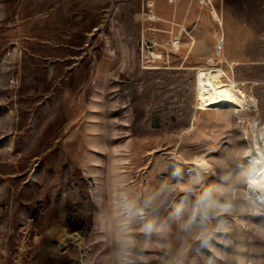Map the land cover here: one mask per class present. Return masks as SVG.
<instances>
[{"label": "rangeland", "instance_id": "rangeland-1", "mask_svg": "<svg viewBox=\"0 0 264 264\" xmlns=\"http://www.w3.org/2000/svg\"><path fill=\"white\" fill-rule=\"evenodd\" d=\"M210 1L0 0V264H117L129 220L136 264H264V0ZM236 26L243 57L216 47ZM203 69L236 105L202 101Z\"/></svg>", "mask_w": 264, "mask_h": 264}, {"label": "bare ground", "instance_id": "bare-ground-1", "mask_svg": "<svg viewBox=\"0 0 264 264\" xmlns=\"http://www.w3.org/2000/svg\"><path fill=\"white\" fill-rule=\"evenodd\" d=\"M173 41V40H172ZM174 48H179V40L173 41ZM199 95H202L203 102L220 105H236V101L230 92V87H221L213 79L209 70L199 71ZM240 91L237 87L236 93ZM240 96L242 95L239 92ZM255 103L248 105L253 108ZM258 129V122L251 125L252 142L248 147L249 175L246 182V200L256 211L264 212V124ZM204 160V159H203ZM195 162L197 179L201 177V170L208 167L207 161ZM206 161V162H205Z\"/></svg>", "mask_w": 264, "mask_h": 264}, {"label": "clouds", "instance_id": "clouds-1", "mask_svg": "<svg viewBox=\"0 0 264 264\" xmlns=\"http://www.w3.org/2000/svg\"><path fill=\"white\" fill-rule=\"evenodd\" d=\"M167 186L161 189V192L165 191ZM159 194H157L158 196ZM149 206H158L157 197L154 196L147 202ZM215 208V203L210 198V193H204L196 200L194 205V212L199 213L202 217L207 218L210 212ZM183 209L178 207L175 210L173 219L176 222L177 228L182 232H187L191 228L190 222L183 220ZM131 221L124 223L120 226V238L118 240V261L117 264H136L135 261V240L131 235ZM142 231L146 233H151L154 231V226L152 223L146 224Z\"/></svg>", "mask_w": 264, "mask_h": 264}, {"label": "crops", "instance_id": "crops-1", "mask_svg": "<svg viewBox=\"0 0 264 264\" xmlns=\"http://www.w3.org/2000/svg\"><path fill=\"white\" fill-rule=\"evenodd\" d=\"M230 34H231V38H228V37L224 38V43H223L224 50H229V51L234 50L237 54L239 52L241 56L243 57V52L245 50V47H244L245 39H244L243 31L239 30L238 26H236L235 30L232 31ZM233 35H235V37ZM231 62H234V64H237V62L235 61H231Z\"/></svg>", "mask_w": 264, "mask_h": 264}, {"label": "built area", "instance_id": "built-area-1", "mask_svg": "<svg viewBox=\"0 0 264 264\" xmlns=\"http://www.w3.org/2000/svg\"><path fill=\"white\" fill-rule=\"evenodd\" d=\"M177 0H168V2L169 3H174V2H176ZM202 3H205V4H211V1L210 0H200ZM217 48H218V50L220 51L221 50V48H222V45H223V42H222V40L221 39H219L218 41H217ZM222 79L225 81V82H229V80H230V77L228 76V75H226L224 72H222ZM236 85H237V87H238V85H242V82L240 81V82H236ZM240 87V86H239Z\"/></svg>", "mask_w": 264, "mask_h": 264}]
</instances>
